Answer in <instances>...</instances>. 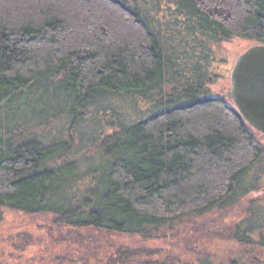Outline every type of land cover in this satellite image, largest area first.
<instances>
[{
  "label": "trees",
  "instance_id": "obj_1",
  "mask_svg": "<svg viewBox=\"0 0 264 264\" xmlns=\"http://www.w3.org/2000/svg\"><path fill=\"white\" fill-rule=\"evenodd\" d=\"M169 1L162 26L176 25L184 51L161 42L145 0H0L1 210L51 215L63 229L146 236L239 201L264 155L261 134L228 99L210 96L216 77L198 48L234 37L264 45V0ZM122 96L164 106L133 124L114 114L89 175L63 160L61 146L18 133L33 117L22 118L29 103L59 99L73 122L89 103ZM237 228L241 242L251 230Z\"/></svg>",
  "mask_w": 264,
  "mask_h": 264
},
{
  "label": "rangeland",
  "instance_id": "obj_2",
  "mask_svg": "<svg viewBox=\"0 0 264 264\" xmlns=\"http://www.w3.org/2000/svg\"><path fill=\"white\" fill-rule=\"evenodd\" d=\"M137 1L141 5L144 0ZM145 1L144 9L161 42L169 49L184 51L185 39L172 31L176 25H166V30L162 26L165 13L162 6L170 7L172 2ZM255 44L234 37L209 44L210 47L205 42V46L198 48L205 54L210 52L207 58L202 53V67L216 77L208 75L211 78L206 88L211 97L219 98L230 91V72L237 58ZM227 103L233 105L231 101ZM161 104L152 108L138 97L104 98L76 110L80 115L72 122L73 116L65 111L59 99L45 98L43 104L29 103L23 109L22 118L30 113L33 117L18 120L20 128L27 129L18 133L35 135L45 144L61 146L67 150L63 160L76 161L78 171L84 173L82 176L89 175L88 170L100 168L94 144L105 133L112 132L106 128L108 123L117 125L114 114L122 123L133 124L156 113L164 106ZM257 139L264 148V136ZM244 186L247 191L229 210L182 218L146 236L63 229L51 215L0 209V264H264V155ZM237 226L240 235L246 229L251 230L246 239L240 238L241 242L235 237Z\"/></svg>",
  "mask_w": 264,
  "mask_h": 264
},
{
  "label": "water",
  "instance_id": "obj_3",
  "mask_svg": "<svg viewBox=\"0 0 264 264\" xmlns=\"http://www.w3.org/2000/svg\"><path fill=\"white\" fill-rule=\"evenodd\" d=\"M228 99L255 131L264 136V45L255 44L240 55L230 72Z\"/></svg>",
  "mask_w": 264,
  "mask_h": 264
}]
</instances>
